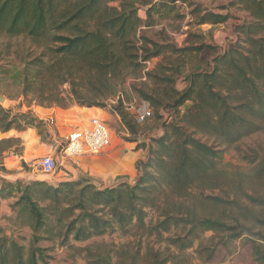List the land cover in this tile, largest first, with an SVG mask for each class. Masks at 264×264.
<instances>
[{"label": "trees", "instance_id": "16d2710c", "mask_svg": "<svg viewBox=\"0 0 264 264\" xmlns=\"http://www.w3.org/2000/svg\"><path fill=\"white\" fill-rule=\"evenodd\" d=\"M173 3L171 0H0V38L25 39L40 49L38 55H29L32 58L23 62L19 72L23 95L33 93L40 103L60 109L73 105L103 109L106 101L117 94V80L131 74L128 70L135 62L161 58L146 75L154 86L166 88L160 93L154 88L141 89L139 93L156 114L160 109L171 112V121L161 124L162 135L151 139L147 157L136 164L133 184L121 182L99 189L81 178L56 185L43 181L4 183L0 198L16 199L13 212L17 218H28L32 236L29 248L25 249L14 238L0 234V264H46L49 257L45 249L37 246L43 241H55L65 247L115 231L126 232L134 226L146 228V209L159 210L160 199L166 193L182 199L192 190L216 189L221 146L229 148L262 130L264 0L230 1L249 20L236 26L237 40L221 53L210 45L177 48L170 43L160 45L137 37L144 25L138 17L140 7H148L145 22L149 27L152 12L163 15L157 8L159 4ZM193 14L197 26H219L229 20L228 13H215L199 6ZM137 39L141 42L139 47L135 46ZM202 53L212 56L206 63L209 70L194 68L183 76V64ZM5 56L10 64V55ZM66 61H71L73 67L63 66ZM180 76L184 77L185 87L177 91L174 82ZM83 82L87 85L84 91L78 89ZM65 84L70 86L66 97L59 90ZM116 110L131 135H137L139 126L129 118L122 103H118ZM43 128L45 123L30 112L12 114L0 106V133L27 129L41 133ZM203 138L214 142L209 145ZM12 142V139L0 141V157ZM144 147L143 144L136 148ZM245 198L249 206L259 209L257 213L238 201L211 198L214 206L223 207L225 217L197 216L194 210L178 206L176 212L161 213L152 230L159 236L171 229L180 230L178 235L167 239L168 245L179 253L191 249L208 232L225 235L228 241L248 234L255 238L250 240L253 260L264 264V198ZM255 227L258 233H253ZM86 252L87 264L138 263L139 252L116 263L109 252ZM149 260L152 264H168L174 256L166 254L161 258L154 252Z\"/></svg>", "mask_w": 264, "mask_h": 264}, {"label": "rangeland", "instance_id": "374dc122", "mask_svg": "<svg viewBox=\"0 0 264 264\" xmlns=\"http://www.w3.org/2000/svg\"><path fill=\"white\" fill-rule=\"evenodd\" d=\"M171 1L174 2L172 5L159 4L157 7L163 15H158L155 12L151 13L153 20L149 27H146L145 22L148 19L146 14L148 7L139 8L138 17L144 22V25L140 28L137 37L143 36L147 40L160 45L170 43L177 48L198 46L200 44L210 45L216 47L217 51L221 53L231 43L237 40L236 26L249 20L247 14L240 11L238 6H232L230 4L231 0ZM197 6L215 13H228L229 20L224 25L219 26H197L195 25L196 15L193 14V10ZM167 11H171L170 14H166ZM140 45L141 42L137 39L135 46L139 47ZM39 51L40 49H36V47L25 39L0 38V96L5 98V102L0 103V106L5 110H9L12 114L30 112L31 115L36 117L29 109L34 107L60 109L55 106H49L48 103H40L39 98L33 93L27 95L22 94V80L19 72L23 67V62L30 61V58L40 53ZM7 54L11 57V65L6 61L5 55ZM29 55H32V57ZM197 57L191 58L183 64L181 68L183 76L194 68L198 70H209V65L206 63L212 60V56L202 53ZM159 61H161V58L152 59L148 62H135V65L128 70L131 74L123 77V80H117V94L115 97L108 99L104 108L100 109L105 115L102 120H104L110 132L111 147L99 154L115 148L119 151V158L124 159L125 154L132 147L130 144L135 143V147L145 145L142 150L146 158L147 146L150 144L151 139L158 138L162 135L161 124L171 121L169 117L171 112L160 109L156 114L150 104L141 99L139 93L141 89L146 90L148 88H154L157 93H160L166 88L165 85L154 86L153 81L147 80L146 74L152 72ZM63 66L73 67L71 61L64 62ZM169 75H171V72ZM183 76L178 77L174 82V88L177 91H181L185 87ZM79 83L77 82V84ZM80 85L78 89L82 91H84L85 87L87 88L84 82ZM142 85H145V87ZM51 89H54V87H51ZM69 89V84H65L59 90L66 97ZM119 102L122 103L129 118H133L134 121L137 111L148 108L152 112V116L143 124L136 123L139 126L137 135H131L124 126L121 117L118 115V110L115 111ZM35 135L40 138L41 142H47L48 134L45 128L42 129L41 133L35 130ZM4 139V134L0 133V141ZM57 141L60 143V139ZM62 141L64 142L65 140L63 139ZM202 141L209 145L214 142L213 139L207 140L206 138H203ZM60 145L63 146V143H60ZM10 146V149L0 157V188L3 187L4 183L14 184L17 181L31 183L37 181L34 180L35 177L31 172L36 170L34 173H38L35 165L26 167L24 166V162H22L20 165L21 169H17L18 166L17 168L10 166V171H6L2 167L3 159H5L7 153H13L15 155L21 153L22 147L20 140H13ZM124 150H127V152H124ZM220 150H223V154L216 165L219 181L216 189L192 190L182 199L166 193L160 199L159 210L146 209V217L144 220L146 228L134 226L126 232L115 231L114 233H108L101 237L92 238L86 242L71 243L70 246L65 247L58 246L55 241L40 242L37 246L45 249V255L49 257L46 264H87L86 250H90L92 253L109 252L112 254L113 263L126 261L127 256L139 252L137 264H152L149 258H151L154 252H158L161 258L166 256V254L174 256V260L168 264H258L253 260L251 254L250 240L255 238L248 234H244L237 240L228 241L225 235L208 232L201 235L200 239L194 243L191 249L179 253L174 247L168 245L167 239L178 235L180 230L171 229L167 233H162L161 236L152 230L158 220L161 219V213L171 210L176 212L179 208L178 206H180V209L186 207L194 210L197 216L225 217L226 212L223 210V207L214 206L215 203L211 201V198H220L224 202L238 201L242 205L255 211V213L259 211V209L249 206L245 197L264 198V125L262 130L257 134L247 137L229 148L221 146ZM57 154L60 155V151H57ZM25 160L29 161L31 158ZM59 160H61V156ZM69 165H71V161L64 159L62 167L56 173L66 171L64 167L69 168ZM72 167L75 170L80 168V166ZM80 173L83 174L79 175L77 172L75 179L71 181H77L81 178L92 183L94 179H97V183H103L104 181L108 184L111 179V174L109 178L104 177L101 182L99 178L89 176L84 172ZM34 175L36 176L37 174ZM55 176H43L42 179H47L48 184H50L55 181ZM71 178L72 175L70 174L65 176V179ZM109 185L107 187H110ZM15 200V198H0V234L14 238L25 249H28L32 230L28 226L27 217L17 218V215L13 212L12 205ZM252 231L253 233H258L259 230L255 227Z\"/></svg>", "mask_w": 264, "mask_h": 264}, {"label": "crops", "instance_id": "0c3cea01", "mask_svg": "<svg viewBox=\"0 0 264 264\" xmlns=\"http://www.w3.org/2000/svg\"><path fill=\"white\" fill-rule=\"evenodd\" d=\"M29 110L32 111V113L38 120L43 121L46 124L45 129L46 133L48 134L47 142H41L40 138L35 135L34 129H28L23 132L11 130L5 133V140H20L22 147L21 153L19 155L7 153L2 163V167L6 171H10L11 167L17 168V166V169H21L20 165L22 162H24V165L26 167H29V163L41 159L45 156H54L59 160V157L61 155L57 154V151H60V143H63L62 140L70 131L86 126L89 119L91 118H98L102 120L99 115V112L102 111L97 108H84L74 106L68 109H51L34 107ZM102 113L104 114V112ZM50 118H53L55 121L53 126L48 125V119ZM59 139L60 143L57 141ZM130 145H132V147L128 151V153L125 154L126 156H124V159L119 158V151H117L115 148L109 149L99 155H85L80 158V168L78 170H75L71 165H69V168L64 167L66 171H60L59 173H56V176L54 175V183L50 181V184L55 185V183L58 184L60 182L74 180L77 172L79 175L83 174L80 172L87 173L89 176L99 178L101 182L103 181L104 177L109 178L111 174V179L109 183L107 182L108 184H106V182L104 181L103 183H97V179H94L95 181L92 179V184L101 189L109 188L107 187L109 184L110 187L116 186L121 182L132 184L136 177L135 164L141 160H144L146 155L142 149H135V143H132ZM110 147L111 144L108 148ZM124 152H127V150H124ZM27 158H31V160L26 161L25 159ZM59 161L61 162V164H63L62 157ZM35 171L36 170L31 171L32 175L35 177L34 180L43 182L48 181L47 179H42V177L45 175H43L38 170L37 172L42 175L34 173ZM34 174H37L38 176H35ZM68 174L72 175L71 179H65V176H68Z\"/></svg>", "mask_w": 264, "mask_h": 264}, {"label": "built area", "instance_id": "2783aa9c", "mask_svg": "<svg viewBox=\"0 0 264 264\" xmlns=\"http://www.w3.org/2000/svg\"><path fill=\"white\" fill-rule=\"evenodd\" d=\"M158 1V0H155ZM151 117L148 108L137 111L135 121L143 124ZM54 119H48V125H54ZM46 125V124H45ZM63 146L60 145L62 160L68 159L72 166L79 167L80 158L85 155H96L110 146L111 136L104 120L98 118L89 119L86 126L70 131L64 138ZM35 165L37 170L45 176L52 177L62 167L61 162L54 156H45L29 163Z\"/></svg>", "mask_w": 264, "mask_h": 264}, {"label": "bare ground", "instance_id": "6f19581e", "mask_svg": "<svg viewBox=\"0 0 264 264\" xmlns=\"http://www.w3.org/2000/svg\"><path fill=\"white\" fill-rule=\"evenodd\" d=\"M5 102V100L3 101V103ZM74 111V110H73ZM97 113V112H96ZM99 115H100V118H104L105 117V115L102 113V112H99ZM82 118V117H81Z\"/></svg>", "mask_w": 264, "mask_h": 264}, {"label": "water", "instance_id": "95a60500", "mask_svg": "<svg viewBox=\"0 0 264 264\" xmlns=\"http://www.w3.org/2000/svg\"><path fill=\"white\" fill-rule=\"evenodd\" d=\"M4 100L5 98L3 96H0V103H3Z\"/></svg>", "mask_w": 264, "mask_h": 264}]
</instances>
